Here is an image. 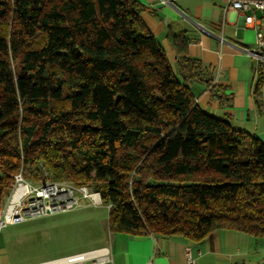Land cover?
Segmentation results:
<instances>
[{"label":"trees","instance_id":"obj_1","mask_svg":"<svg viewBox=\"0 0 264 264\" xmlns=\"http://www.w3.org/2000/svg\"><path fill=\"white\" fill-rule=\"evenodd\" d=\"M144 9L0 0V207L20 169L44 179L42 162L53 180L91 181L111 233L264 237V142L196 103L188 83L213 89L212 67L181 33L174 73Z\"/></svg>","mask_w":264,"mask_h":264},{"label":"crops","instance_id":"obj_2","mask_svg":"<svg viewBox=\"0 0 264 264\" xmlns=\"http://www.w3.org/2000/svg\"><path fill=\"white\" fill-rule=\"evenodd\" d=\"M137 1L144 5L141 16L174 73H178L177 53L170 37L181 33L188 37L187 55L212 67L213 89L198 80L188 83L196 103L264 142V58L251 54L252 50L258 53L256 30L245 25L244 13L230 8L228 0ZM259 74L261 108L254 99ZM5 228L0 232V264H26L14 261ZM102 246L110 248L112 264H190L187 252L191 264H264V237L234 229H215L200 241L180 235L117 232ZM52 260L30 264H52Z\"/></svg>","mask_w":264,"mask_h":264},{"label":"rangeland","instance_id":"obj_3","mask_svg":"<svg viewBox=\"0 0 264 264\" xmlns=\"http://www.w3.org/2000/svg\"><path fill=\"white\" fill-rule=\"evenodd\" d=\"M39 166L44 176L41 181L53 180L48 177L42 162ZM57 182L76 189V206L68 211L52 212L8 225L5 231L11 236L10 251L14 261L26 264L41 262L108 243L112 233L107 226V205L98 204L97 196L87 198L82 194L84 190L81 187H85L88 193L95 192L91 181L84 185L71 179Z\"/></svg>","mask_w":264,"mask_h":264},{"label":"built area","instance_id":"obj_4","mask_svg":"<svg viewBox=\"0 0 264 264\" xmlns=\"http://www.w3.org/2000/svg\"><path fill=\"white\" fill-rule=\"evenodd\" d=\"M230 8L244 13V22L248 27L256 30L255 49L258 53L253 55L259 59L264 58V0H228ZM255 12H258L257 16ZM252 54V53H251ZM83 196H97L96 202L102 204L98 192L88 193L85 187ZM76 189L71 185L47 180L33 182L24 177L21 169L13 175L8 193L0 207V232L8 225L23 222L58 211H68L77 204L75 198ZM92 199V198H91ZM97 204V205H98ZM110 204H107V208ZM188 263H192L187 252ZM52 264H112L111 251L108 246H100L93 249L69 254L56 258ZM145 264H152L147 262Z\"/></svg>","mask_w":264,"mask_h":264},{"label":"water","instance_id":"obj_5","mask_svg":"<svg viewBox=\"0 0 264 264\" xmlns=\"http://www.w3.org/2000/svg\"><path fill=\"white\" fill-rule=\"evenodd\" d=\"M251 53L254 54V53H256V52L252 50Z\"/></svg>","mask_w":264,"mask_h":264}]
</instances>
